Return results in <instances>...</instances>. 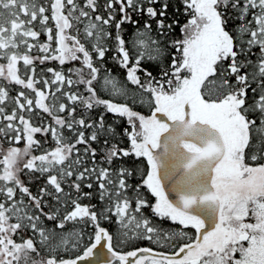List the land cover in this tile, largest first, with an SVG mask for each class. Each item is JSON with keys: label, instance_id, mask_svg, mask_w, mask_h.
<instances>
[{"label": "snow or ice", "instance_id": "snow-or-ice-1", "mask_svg": "<svg viewBox=\"0 0 264 264\" xmlns=\"http://www.w3.org/2000/svg\"><path fill=\"white\" fill-rule=\"evenodd\" d=\"M179 3L0 0V264H264V0Z\"/></svg>", "mask_w": 264, "mask_h": 264}, {"label": "trees", "instance_id": "trees-1", "mask_svg": "<svg viewBox=\"0 0 264 264\" xmlns=\"http://www.w3.org/2000/svg\"><path fill=\"white\" fill-rule=\"evenodd\" d=\"M169 5H170L169 6V14H171L173 12V8L174 7H180L179 0H169ZM181 11H182V9H181ZM137 18L138 17H136L135 15H133V19H137ZM179 18L181 19V21L184 20V17L183 16H180ZM125 27H126L128 33H131L132 32L133 29H132V26L131 25H126ZM176 33L179 34V28L176 29ZM40 39H41V41H43L45 39V37L42 35L40 37ZM48 66H55V62H52V64H49ZM109 67L112 68L113 73L117 74V76L119 78H122L123 77L122 70L115 68L112 63H109ZM153 74L155 75L156 73L153 72ZM37 138L38 139H41V137H39V136ZM124 144L125 145L127 144V141L126 140L124 141ZM93 147H96V145H93ZM126 161L129 162V163H131L132 158L131 157L126 158ZM137 179H139V177H137ZM35 190H36L35 187H33V191H35ZM84 191H89V190L85 188ZM84 202L87 203V201H84ZM95 202H96V200L94 198L93 201H92V203H95ZM164 226L167 227L168 225L165 224ZM193 234L194 233L190 232V235H193ZM124 250H128V249H124Z\"/></svg>", "mask_w": 264, "mask_h": 264}]
</instances>
